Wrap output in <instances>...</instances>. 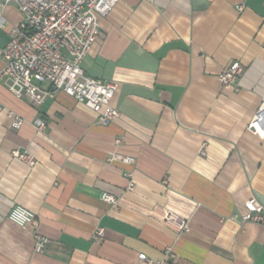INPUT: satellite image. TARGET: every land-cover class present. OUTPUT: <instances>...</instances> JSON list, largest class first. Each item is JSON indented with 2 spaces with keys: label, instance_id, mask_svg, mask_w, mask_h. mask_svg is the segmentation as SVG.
I'll return each mask as SVG.
<instances>
[{
  "label": "crops",
  "instance_id": "1",
  "mask_svg": "<svg viewBox=\"0 0 264 264\" xmlns=\"http://www.w3.org/2000/svg\"><path fill=\"white\" fill-rule=\"evenodd\" d=\"M21 19L14 3L0 7V68ZM232 64L241 74L224 87L218 75ZM82 67L118 82L108 123L62 90L36 104L0 80V264H141L139 253L160 264H264V222L241 221L249 197L264 205V139L246 128L264 100V0H119ZM15 204L38 216L44 252L30 224L7 216ZM168 210L188 231L164 222Z\"/></svg>",
  "mask_w": 264,
  "mask_h": 264
},
{
  "label": "built area",
  "instance_id": "2",
  "mask_svg": "<svg viewBox=\"0 0 264 264\" xmlns=\"http://www.w3.org/2000/svg\"><path fill=\"white\" fill-rule=\"evenodd\" d=\"M119 0H0V7L14 3L22 15L19 23L9 31V39L2 51L3 66L0 80L16 96H27L31 102L40 104L54 91L62 90L67 95L84 103L99 113V120L108 123L118 111L111 99L118 88V82L93 77L86 73L82 61L95 41L99 30V19L109 13ZM243 5L239 6L241 9ZM242 68L232 64L218 75L222 86L237 82ZM37 81V82H36ZM38 82H47L50 87L42 88ZM12 126L19 127L23 118L8 111ZM37 128L44 127L40 118L34 120ZM246 128L259 139H264V100L247 122ZM119 143V139L116 140ZM203 146L201 153H203ZM12 155L29 165L34 164L33 156L25 150L14 149ZM130 162V157L113 153L110 159ZM128 176L131 173H127ZM133 185H129L132 188ZM103 199L114 203L113 195H103ZM248 212L241 217L243 222H264V205L254 196L246 202ZM7 216L20 225L30 224L33 229V250L42 253L47 248L48 237L38 230L40 220L31 210L12 205ZM164 222L179 232L188 231L185 217L168 210ZM103 229L98 227L92 234L100 239ZM170 253V249H167ZM141 264H160L145 254L139 253Z\"/></svg>",
  "mask_w": 264,
  "mask_h": 264
},
{
  "label": "rangeland",
  "instance_id": "3",
  "mask_svg": "<svg viewBox=\"0 0 264 264\" xmlns=\"http://www.w3.org/2000/svg\"><path fill=\"white\" fill-rule=\"evenodd\" d=\"M37 82V81H36Z\"/></svg>",
  "mask_w": 264,
  "mask_h": 264
}]
</instances>
